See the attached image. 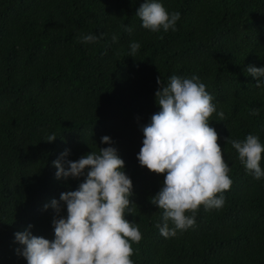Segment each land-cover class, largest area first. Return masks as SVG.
<instances>
[{
  "label": "trees",
  "instance_id": "1",
  "mask_svg": "<svg viewBox=\"0 0 264 264\" xmlns=\"http://www.w3.org/2000/svg\"><path fill=\"white\" fill-rule=\"evenodd\" d=\"M143 2L0 0V264H27L16 232L54 238L50 202L84 177L58 179L52 162L108 147L105 135L133 183L125 218L142 234L131 244L134 264H264V179L227 143L254 134L264 144V87L244 72L264 66V0H160L180 13L168 32L141 27ZM87 33L97 41L81 43ZM132 41L140 44L135 57ZM173 75L199 77L223 112L209 125L232 183L222 207L199 206L193 226L165 238L156 227L163 210L150 199L165 174L141 166L137 153L142 127L159 111L155 93Z\"/></svg>",
  "mask_w": 264,
  "mask_h": 264
},
{
  "label": "clouds",
  "instance_id": "2",
  "mask_svg": "<svg viewBox=\"0 0 264 264\" xmlns=\"http://www.w3.org/2000/svg\"><path fill=\"white\" fill-rule=\"evenodd\" d=\"M135 15L141 27L151 32L175 31L180 19L179 12H169L160 0H144ZM125 30L131 31L127 26ZM97 39L91 33L79 37L84 44L95 43ZM112 39L115 41L117 37ZM139 48V42H130L128 56L135 57ZM244 72L256 78L258 88L264 87V66L248 65ZM157 83L160 84L159 78ZM155 98L159 111L142 127L143 140L137 159L141 166L165 174L160 190L150 199L163 210L156 227L160 235L169 238L194 225L199 206L203 205L206 211L222 207V193L230 188L232 180L217 143L218 134L209 125L213 113L222 118L223 112L217 111L213 96L199 77L173 75L155 93ZM55 138L49 135L46 140L51 142ZM101 143L109 146L75 161L58 158L52 162L57 169L56 178L83 176L84 180L76 190L60 194L66 216L59 215L60 202L51 200L50 206L56 213L52 240L28 230L14 234L15 241L24 245L20 254L27 264H134L130 259L131 244L139 243L142 234L134 222L125 218L131 212L133 183L124 170V160L111 146V138L102 136ZM227 143L254 179H264L261 167L264 144L257 135L248 134L243 140L227 138ZM67 154L65 150L61 156Z\"/></svg>",
  "mask_w": 264,
  "mask_h": 264
}]
</instances>
